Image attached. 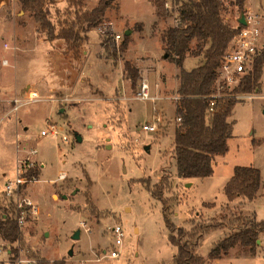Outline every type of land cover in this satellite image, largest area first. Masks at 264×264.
Instances as JSON below:
<instances>
[{"label": "rangeland", "instance_id": "rangeland-1", "mask_svg": "<svg viewBox=\"0 0 264 264\" xmlns=\"http://www.w3.org/2000/svg\"><path fill=\"white\" fill-rule=\"evenodd\" d=\"M242 1V9L237 0L223 3L224 21L235 26L241 11L250 8L264 26V0ZM97 2L84 0L83 8L91 9ZM165 2L168 13L160 18L151 0H111L102 22L84 30L85 40L73 49L62 39L49 41L19 0H0V191L30 148L36 149L31 157L43 165L37 168L38 181L23 190L38 206V214L27 216L20 242L11 246L0 238V264L16 256L33 264L37 256L67 259L65 264H170L175 247L167 239L161 203L151 193L160 182L156 173L162 170L168 174L162 191L166 213L175 226L189 230L196 224L223 222L198 241L195 253L204 264H264V232L255 256H238L233 248L220 259L207 258L214 242L238 228L237 223L229 224L231 219L240 214L264 219V66L260 90L248 93L251 99H238L233 108L232 137L227 152L215 155L214 174L194 180L177 177L171 143L178 122L172 96L179 70L167 58L162 41L177 16L172 1ZM45 7L55 31L73 20L66 0ZM126 30L129 42L120 51ZM126 60L139 70L134 87L123 77ZM200 60L201 56L188 55L184 68ZM142 81L148 83L150 95L160 98L136 99ZM30 92L39 99L15 109V100ZM154 117L160 118L158 129L142 131L141 124ZM48 125H54L56 136L40 135ZM235 165L255 167L261 174V195L242 206L227 202L223 194L227 172ZM138 180H146L149 187ZM203 202L214 205L205 207ZM11 209L12 203L0 193V214ZM115 223L124 236L118 256L112 258L109 229ZM76 229L80 236L73 240ZM10 247L13 257L8 256Z\"/></svg>", "mask_w": 264, "mask_h": 264}, {"label": "trees", "instance_id": "trees-1", "mask_svg": "<svg viewBox=\"0 0 264 264\" xmlns=\"http://www.w3.org/2000/svg\"><path fill=\"white\" fill-rule=\"evenodd\" d=\"M54 0H19L21 9L29 12L49 41L62 39L71 48L77 49L85 40L84 30L97 27L111 4V0H98L91 9H84V0H66L73 8V20L67 27L55 31L49 19L47 3ZM157 17L167 15L165 0H151ZM175 7L178 23L167 27L162 35L167 58L178 68V84L175 93L179 96L175 104V117L179 118L174 129L171 153L176 175L182 179H204L213 174V158L224 155L228 150L227 141L232 137V122L229 117L238 99V93H257L260 90V78L264 66V47L253 60L252 70L244 75L236 87L228 89L218 81V69L223 53L239 27L229 25L223 19L226 10L221 0H171ZM242 0H237L242 9ZM129 36L119 45V50L127 48ZM191 42L194 48L190 47ZM188 55L201 56V60L191 69L184 68L183 63ZM123 77L130 81L131 87L140 79L138 68L129 61L123 62ZM219 89V97L214 98L213 112H208L211 95ZM32 172L37 173V169ZM160 182L151 190L152 196L160 201L162 217L169 230L167 239L175 247L170 264H204V258L195 253L198 241L211 230L223 227V222L196 224L189 230L175 226L166 213V199L162 195L168 185V174L165 170L156 173ZM149 185L146 180H138ZM262 185L259 169L252 166L235 165L233 173L223 186L227 202L243 204L253 201L259 194ZM91 211L94 207L86 199ZM211 207L214 203L203 202ZM0 214V238L11 246L22 240L21 231L14 219L16 211ZM11 213V214H10ZM100 214V213H99ZM239 224L238 228L213 243L207 253L209 260L227 256L229 251L237 248V255H256L257 239L264 232V219L239 215L229 224ZM10 251L13 252L12 247ZM34 264H65L63 259L49 261L36 257Z\"/></svg>", "mask_w": 264, "mask_h": 264}, {"label": "built area", "instance_id": "built-area-1", "mask_svg": "<svg viewBox=\"0 0 264 264\" xmlns=\"http://www.w3.org/2000/svg\"><path fill=\"white\" fill-rule=\"evenodd\" d=\"M222 3H229L230 0H221ZM167 7V3L165 2ZM174 10L175 7H174ZM176 14V11H175ZM243 14L245 24H240L238 18ZM236 17V26L239 27L238 31L231 37L221 59V64L218 69V81L222 82L225 87L232 89L236 87L239 80L252 70L253 60L259 54L260 50L264 47V26L262 25L261 17L250 8H245ZM177 16V14H176ZM178 19V18H177ZM178 23V21L176 22ZM175 23V24H176ZM116 40L120 38L119 34L115 35ZM237 99L252 98L251 94L238 93L234 95ZM212 100L209 102L208 112H213L215 107L214 98L219 97V89L213 95ZM160 97H153L150 95L148 83L142 81L136 90V99L141 101L151 100ZM172 98L178 100L179 96L175 93ZM38 95L30 92L24 99L15 100V109L19 106L27 104L29 101H37ZM160 118L154 117L150 121H145L141 124V130L145 132H155L158 129ZM179 120V118H177ZM47 133L56 136L58 131L54 125H48L47 128L40 131V135ZM61 139L67 141V137L62 135ZM28 155L15 167V173L11 177H7L4 181L0 193L4 198L12 203V208L16 211L14 219L18 228L20 229L25 225L27 216L38 214L39 208L33 200L23 195L25 187L33 182L38 181L37 173L32 172L33 169L40 167L36 159L31 156L36 154L35 148H30ZM110 232L113 237L112 248L109 250V257H117L119 248L122 245V238L124 236L123 228L120 224H113L110 226ZM9 255L13 257V252L8 250ZM6 264H33V261L28 258L16 256L8 258Z\"/></svg>", "mask_w": 264, "mask_h": 264}, {"label": "water", "instance_id": "water-1", "mask_svg": "<svg viewBox=\"0 0 264 264\" xmlns=\"http://www.w3.org/2000/svg\"><path fill=\"white\" fill-rule=\"evenodd\" d=\"M238 22H239L240 24H245L243 14H240V17L238 18ZM129 33H130L129 30H126V31L124 32L125 35H128ZM61 111H62V109H60V112H61ZM75 138H76L77 141H80V140H81V137H80L77 133H75ZM144 148L147 149V146H145ZM79 236H80V229H76V230L74 231V233L72 234L71 237H72L73 240H77V239L79 238ZM257 243H259V240H258V239H257ZM69 254H70V255L72 254V251H71V250L69 251Z\"/></svg>", "mask_w": 264, "mask_h": 264}, {"label": "crops", "instance_id": "crops-1", "mask_svg": "<svg viewBox=\"0 0 264 264\" xmlns=\"http://www.w3.org/2000/svg\"><path fill=\"white\" fill-rule=\"evenodd\" d=\"M184 61H185V60H184ZM183 66H184V63H183ZM189 67H190V69H191L192 67H194V65H193V61L191 62V64H190ZM219 159H220V158H219ZM217 160H218V159H217ZM215 163H216V158H215V156H214V158H213V165H214ZM13 164H14V162H13ZM14 166H15V164H14ZM41 166H43V165L41 164L40 167H41ZM232 169H233V168H232ZM232 173H233V170H232V171L230 170L229 172H227V176H226V177H227V180L230 178V176L232 175ZM213 174H214V169H213ZM213 174H212V175H213ZM212 175H211V176H212ZM211 176H209V177H211ZM206 178H207V177H206ZM191 180H194V179H191ZM227 180H226V181H227ZM225 183H226V182H225ZM261 187H262V186H261ZM260 195H261V188H260V191H259V194L257 195V197L260 196ZM257 197H256V198H257ZM224 198H225V197H224ZM256 198H255V200H256ZM255 200H254V201H255ZM235 202L237 203V201H235ZM250 202H252V201H249V203H250ZM237 205H238V206H240V205L242 206V204H238V203H237ZM252 215H253V214H252ZM253 217H254V215H253ZM254 218H255V217H254ZM255 219H256V218H255ZM256 220H257V219H256ZM262 233H263V232H260V233L258 234V238H259L258 240H259V242H261V234H262ZM68 260H69V259H68ZM65 263H67V259L65 260Z\"/></svg>", "mask_w": 264, "mask_h": 264}]
</instances>
